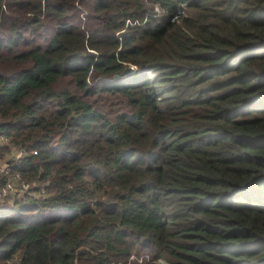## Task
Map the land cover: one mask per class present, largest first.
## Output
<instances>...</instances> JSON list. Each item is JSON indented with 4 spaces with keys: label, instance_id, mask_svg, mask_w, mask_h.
<instances>
[{
    "label": "trees",
    "instance_id": "1",
    "mask_svg": "<svg viewBox=\"0 0 264 264\" xmlns=\"http://www.w3.org/2000/svg\"><path fill=\"white\" fill-rule=\"evenodd\" d=\"M0 160V264H264V0H0Z\"/></svg>",
    "mask_w": 264,
    "mask_h": 264
},
{
    "label": "built area",
    "instance_id": "2",
    "mask_svg": "<svg viewBox=\"0 0 264 264\" xmlns=\"http://www.w3.org/2000/svg\"><path fill=\"white\" fill-rule=\"evenodd\" d=\"M131 70H134V67L130 68ZM33 154H35V152H33ZM21 156V152H18V154H16V158H19ZM1 162V160H0ZM3 167L0 169V175L6 176L8 174V165L5 162V160H3ZM5 173V174H4ZM15 181L17 184V191H19L18 197L23 196V195H32L31 191H32V187L29 184V182H26L25 180H23L22 178H20L19 175L15 174L12 175L11 177H8L2 186H0V191L1 192H5V191H11L12 190V182ZM30 192V193H29Z\"/></svg>",
    "mask_w": 264,
    "mask_h": 264
},
{
    "label": "rangeland",
    "instance_id": "3",
    "mask_svg": "<svg viewBox=\"0 0 264 264\" xmlns=\"http://www.w3.org/2000/svg\"><path fill=\"white\" fill-rule=\"evenodd\" d=\"M154 10L155 12H159V9L158 8H155L154 7ZM18 154V152L14 151L13 154ZM10 156H8L7 158H9ZM3 160H1L0 162V169L3 167ZM5 174V173H4ZM2 176V175H0ZM6 177H8L6 175ZM17 184L15 181L12 182V190L11 191H5V192H1L0 191V204L1 205H12L15 201V199L18 198V194H19V191H17ZM30 193V192H29ZM31 194H32V191H31Z\"/></svg>",
    "mask_w": 264,
    "mask_h": 264
},
{
    "label": "clouds",
    "instance_id": "4",
    "mask_svg": "<svg viewBox=\"0 0 264 264\" xmlns=\"http://www.w3.org/2000/svg\"><path fill=\"white\" fill-rule=\"evenodd\" d=\"M133 71V70H132Z\"/></svg>",
    "mask_w": 264,
    "mask_h": 264
}]
</instances>
